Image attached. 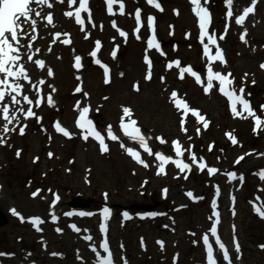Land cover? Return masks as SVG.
<instances>
[{"label":"rangeland","instance_id":"obj_1","mask_svg":"<svg viewBox=\"0 0 264 264\" xmlns=\"http://www.w3.org/2000/svg\"><path fill=\"white\" fill-rule=\"evenodd\" d=\"M122 2L123 14L119 0L109 14L106 0H89L91 19L83 11V24L77 23L74 15H66L76 11L79 0H48L51 7L34 3L33 12L51 14L52 23L32 14L35 31L25 23L27 35L20 40V63L30 78L26 95L33 100L31 105L25 101L24 110L31 108L36 115L22 113L19 122L8 125L15 130L5 133L6 121L0 111V137L5 141L0 143V209L9 218V223L0 227V254L13 264H52L56 259L47 253L49 247L56 257L62 256V264H83L84 260V264H95L100 259L97 252L104 256L101 225L106 223L108 228L111 223L106 239L121 264L125 260L127 264H208L201 243L205 235L211 241L216 239L211 228L218 212L217 235L231 264H264V217L255 210L260 207L264 211V178L260 175L264 172V125L257 129L255 117L247 112V118L235 115L219 92V81L213 80V88L205 91L211 64L213 71L230 74L236 86L247 90L256 116V107L264 113V0H256L254 11L243 24H237L236 19L253 0H233L231 17L226 0H201L211 14L209 33L217 39L224 62L205 56L208 41H201L190 0H157L162 10L147 0ZM149 17H154L151 25ZM39 18L46 23H39ZM46 24L49 30L43 33ZM121 30L126 37L120 35ZM153 37L158 48L148 47ZM210 49L215 54L216 46L210 45ZM77 56L81 57L79 68L75 66ZM37 60L44 61V66L37 65ZM174 61H179L180 67ZM188 66L199 74L201 82L190 73L181 78L180 69ZM173 92L178 94L175 100ZM49 95L54 101L51 105L47 103ZM179 99L198 110L199 117L177 107ZM3 104L10 105L11 114V97L6 95ZM84 107L90 109L88 118L104 136L107 152L101 151L93 136L84 139L85 130L77 126ZM124 108L131 109V119L145 132L153 153L183 160L191 169L182 172L170 162L164 165V173L157 174L160 161L121 127L122 117L124 123L129 122ZM237 110L243 109L237 106ZM201 116L208 122L207 128ZM57 122L71 137L57 131ZM109 126L118 140L108 136ZM22 127L23 134L19 131ZM174 141L182 146V157L176 155ZM126 148L138 151L148 166L138 163ZM201 162L207 165L203 170ZM208 168L218 171L209 174ZM233 169L247 176L244 186L230 182ZM79 195L89 200L88 206L71 205ZM78 207L92 215L73 213ZM49 208L56 209L44 213ZM104 208L113 212L112 222H105ZM148 210H154L155 215L138 216L147 215L144 212ZM124 213L133 214V218ZM32 217L44 221L40 231ZM72 225L80 231L75 232ZM86 236L92 239L86 240ZM220 250V264H228Z\"/></svg>","mask_w":264,"mask_h":264},{"label":"snow or ice","instance_id":"obj_2","mask_svg":"<svg viewBox=\"0 0 264 264\" xmlns=\"http://www.w3.org/2000/svg\"><path fill=\"white\" fill-rule=\"evenodd\" d=\"M61 2H63V0H61ZM71 2L75 3V0H71ZM117 2H118V0H106L107 10H108L109 14H112L113 4L117 3ZM147 2L150 5H153L154 7L162 10L161 6L157 2V0H147ZM190 2L194 6L193 7L194 14L198 17L199 27L201 29V33H200L201 41L203 43L205 38H207V41H208V43L204 44L205 56H207L210 61L224 62V56H223L222 50L219 48L217 39L215 38L214 35L209 33V26L211 23V14H210L208 8L201 5V0H190ZM255 2H256V0H253V5L244 9L243 13L236 19L237 24H243L245 18L248 16V14L254 11ZM32 3L47 4L48 7H51V4L48 3V0H0V104L3 105L2 109H0V111H2L3 120L6 121V123L3 126V131L5 133H7L8 131L15 130V129H9L8 125L11 124L13 120L17 119V116L15 114H10V105L3 104V101L5 100L6 95L11 97V101L13 104L19 105L21 103V101L19 99H17V95H14L13 93L22 95L23 100L26 101L27 104H29V105L33 104L32 99H30L27 95H23V93H22L23 85L19 83L20 79H23V80H29L30 79L24 65L20 63V61L22 59V56L20 54V40H21L22 36L27 35V33L24 29L25 23H30L32 30L35 31L36 20L33 19V17H32V14L34 11L33 8L31 7ZM119 3H120V12H121V14H123L124 6H123L122 0H119ZM88 4H89V0H79V7L76 9V11L74 13L69 11L66 13V15H68L70 17L74 15L76 18V22L83 24L84 21L81 18V12L82 11H87L88 12V18L91 19V10L88 8ZM226 4L228 5V8H229L227 15L229 17H231L233 15V13L231 11L233 0H226ZM35 15L39 16L40 13L35 12ZM135 16H136L137 22L139 23V21H140V10H137V12L135 13ZM45 18L47 19L49 24L52 23L51 14H48ZM153 20H154V17H149V21H148L149 25L152 24ZM136 31L139 32V28H137ZM56 35H57V37H59L60 34L57 33ZM120 35L126 37L127 33L123 32L121 30ZM137 38H139V37H137ZM222 38L223 37H221V39ZM31 39L35 40L36 37L32 36ZM242 39H243V37H242ZM63 42L64 43H70V40H65ZM210 45L216 46L217 50H216L215 54H211ZM29 47H31V45H29ZM148 47L149 48H152V47L158 48L159 47L158 43L155 42L154 37H153V39H150L148 41ZM96 48H97V50H99V48H100V42L99 41L96 42ZM37 51H39V50L37 49ZM96 54H97L96 51H93L91 53V55L94 57L96 56ZM114 55H115V53H113V56ZM31 58L32 57L29 56V59H31ZM75 60H76L75 66L77 68L81 67L82 66L81 65V57L77 56L75 58ZM96 62L100 63L99 60H97ZM146 62L149 64V66L151 65V61L148 60L147 58H146ZM35 63L37 65H39L40 67L44 66V61H42V60H37V61H35ZM173 63L177 67H180L179 61H174ZM172 66H173L172 63H170L168 65L169 68H171ZM103 67L105 68V73L107 75V72H108L107 66L104 65ZM261 67L264 68V65H261ZM185 73H190L192 76H194L197 79L198 82H201V77L199 76V74H197L190 66L180 69L181 78L184 77ZM48 75L49 76L53 75V73L50 69L48 70ZM229 76H230V74L223 75L219 72L213 71L211 64H209V66H208V83H207V87L205 88V91L209 92L213 88V84H212L213 80L219 81L220 91L224 95L228 96L232 102L233 113L237 116H241V118H247L244 116V112H247L248 116L255 117V125H256V128L259 129L262 125H264V120H262L261 117L256 116L255 112L253 111V109L250 106L249 101L243 97V91H244L243 88H241L239 90V92H240L239 95L236 93L235 89L230 90L229 86L232 84V80L229 79ZM147 78L148 79L151 78V72L150 71H149ZM107 82H108V80L106 79V83ZM40 83H44V81H40ZM33 87H35V85H33ZM137 90H138V86H137ZM76 91L79 92V91H81V89L77 88ZM177 95L178 94L176 92H173L172 98L175 100ZM40 103H41L40 100L36 101L37 105H39ZM47 103L49 105L54 103L51 95H49L47 97ZM176 104H177V107H182L185 110V113H187L188 111H192L193 114L199 115L198 110H191L186 102L176 101ZM237 104L242 105V109H243L242 111L237 110ZM77 107L79 108V105H77ZM262 107H264V106H262ZM89 110L90 109L88 107H84L80 111L79 118L76 122L77 126L80 129L85 130L86 134L84 135V139L87 140L89 136H93L99 142V144L101 146V151L107 152L108 146L105 143L104 136L101 134V132H99L96 129V127L93 124V121L88 118ZM19 111L24 113L26 117H34L36 115L35 112H33L31 108H28L26 112L23 108H20ZM123 113H124V117L129 118L128 123H124L123 117L121 119V127L123 128L125 134L129 135L132 139L138 141L139 144L141 145V147L149 155H155L157 160L160 161L157 174L164 173L165 172L164 165L167 163H170V162L174 163L176 165V167L179 168L182 172L186 169L187 170L191 169V166L189 164L185 163L183 160L173 159L172 157L165 156L163 153H159V152L153 153L152 149L149 147V145L147 143L146 137L141 133L140 128L137 126V121H135L134 119H131V115H132L131 109L124 108ZM200 119L203 121L204 127L207 128L208 122L202 116L200 117ZM182 124H183V121H182ZM55 127H56L57 131L63 133L65 136L71 137V133L67 129L63 128L59 122L56 123ZM19 131L21 134H23L24 128L23 127L20 128ZM185 131H186V129H185ZM197 131L199 132V129ZM107 133H108V136L110 137V139H112V140H118L119 139L115 134H113L111 126L108 127ZM229 136L231 138V134H229ZM157 139H159L161 143H165V141L162 138H157ZM232 142L236 143V140L234 138H232ZM0 143H5L3 137H0ZM173 144H174L176 155L178 157H182L184 150H182V146L180 145L179 141H174ZM121 146L124 147L123 144ZM210 150H211V148H210ZM126 151L138 163L143 164L145 167L148 166L146 164V162L141 158L140 153L138 151H136L132 148H126ZM17 155H19V152L17 153ZM49 155L51 156L52 154L50 153ZM239 159H243V157H240ZM192 160L194 162L197 161V158H196L194 153L192 154ZM201 160H202V158H201ZM199 167L201 170H203L205 167H207V165L205 163L201 162V163H199ZM208 171H209V174H214L218 171V169L208 168ZM260 175L262 178H264V172H262ZM37 195H38V192L33 193L34 197ZM188 195L192 196V193L189 192ZM213 207L214 208L216 207L215 201L213 202ZM255 210L257 211V213L261 217H264V211H262L260 207H257ZM13 213L15 215H18V216L20 215L19 213H17L15 211V209H13ZM109 213H110V209H108V208L103 209V216H104L105 222L107 221V219L109 217ZM72 214L73 213H67L66 215H72ZM79 215L83 216V215H92V214L81 212V213H79ZM153 215H155V214H153ZM214 215L216 216V221H215L213 227L211 228V232L213 235L216 236V243L219 245L220 249L224 250L223 251L224 259L226 261H228V264H231V259L229 257L227 250H226V247L220 241V238L217 235L216 225L219 224V213L216 212V213H214ZM124 216L127 218L128 214L124 213ZM21 219L23 220L24 218L21 217ZM30 219H31V222L33 223V225L37 228V230L40 231L41 229L39 228V225L42 224L44 221L39 217H32ZM55 219H56V217L53 215V220H55ZM71 227L75 231H80L78 228H76L75 225H72ZM57 231H61V230L57 229ZM101 231L105 233V240H104L103 244L101 245V247L103 248L104 252L107 253V255L106 256H100V253L97 252V256L100 257L99 264H114L113 255L111 253V250L109 248V245H108V242L106 239V235H107L106 223L101 225ZM85 239L91 240L92 237L86 236ZM203 239H204L205 245L207 246L208 264H217V261L214 257V254H213L212 245L209 244L208 236L205 235L203 237ZM159 243L162 244L163 242H159ZM262 247H264V246H262ZM236 249H237V251H239L238 242L236 243ZM93 251L94 252L96 251L95 247H93ZM0 255H2V254H0ZM124 264H127L126 260L124 261Z\"/></svg>","mask_w":264,"mask_h":264},{"label":"bare ground","instance_id":"obj_3","mask_svg":"<svg viewBox=\"0 0 264 264\" xmlns=\"http://www.w3.org/2000/svg\"><path fill=\"white\" fill-rule=\"evenodd\" d=\"M31 7L33 8V10L35 9V6H34V3H32L31 4ZM44 8V7H43ZM33 14H35L34 12H33ZM40 16H42V17H46L47 16V13H45V14H41ZM39 23H46L45 21H43L42 19H40L39 18ZM50 26V25H49ZM48 30H49V27L47 26V24L46 25H44V28H43V33H48ZM56 43V42H55ZM20 47H21V44H20ZM32 67V66H31ZM32 69L33 70H35V71H38V69H36V68H34V67H32ZM19 83L20 84H22L23 85V89H22V93H23V95H25L26 94V91H27V89H28V80H23V79H20L19 80ZM16 95H18V94H16ZM8 96V95H7ZM17 99H19L20 101H21V103L19 104V105H17V107H13V104H11V114H15L16 116H17V119L16 120H13L12 122H19V120H20V118H21V115H22V112H20L19 111V109L20 108H23L24 109V100H23V96L22 95H20V96H18L17 97ZM14 127L16 126V125H13ZM233 173L231 172L230 174H229V176H231ZM38 202H40V200L38 201ZM79 208H81V207H78V208H73V211L74 210H77V209H79ZM55 209L56 208H49V209H45V212L44 213H49V212H51V211H55ZM84 210H86V209H84ZM43 213V214H44ZM81 216V215H80ZM84 216V215H83ZM75 232H77V231H75ZM202 244V248L204 247V243L202 242L201 243ZM213 247H214V250L218 253V252H220V249H219V247L217 248V246H214V242H213ZM46 251H47V253L49 254V255H51V257L53 256V257H55V259H56V262L55 263H52V264H62V262H61V257L62 256H60V257H56L55 255H54V253H53V250L51 249V248H46ZM71 254V253H70ZM214 256H215V254H214ZM216 257V256H215ZM2 259L3 260H5V261H8L9 260V258H7V257H2ZM86 262V260H84L83 261V264ZM48 264H50V263H48ZM95 264H99L98 262H96ZM217 264H220L219 263V261L217 262Z\"/></svg>","mask_w":264,"mask_h":264},{"label":"water","instance_id":"obj_4","mask_svg":"<svg viewBox=\"0 0 264 264\" xmlns=\"http://www.w3.org/2000/svg\"><path fill=\"white\" fill-rule=\"evenodd\" d=\"M73 207L82 206L86 207L89 205V200L83 199L81 196H77V198L71 203ZM9 223V219L6 214L0 209V227Z\"/></svg>","mask_w":264,"mask_h":264}]
</instances>
